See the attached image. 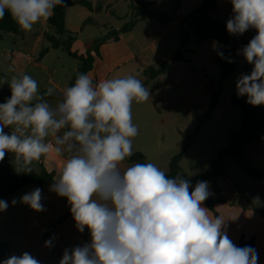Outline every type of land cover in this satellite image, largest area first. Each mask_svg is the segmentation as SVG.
Returning <instances> with one entry per match:
<instances>
[{
    "label": "clouds",
    "instance_id": "9594fccd",
    "mask_svg": "<svg viewBox=\"0 0 264 264\" xmlns=\"http://www.w3.org/2000/svg\"><path fill=\"white\" fill-rule=\"evenodd\" d=\"M230 3L228 33L256 30L238 52L253 67L237 78L236 94L254 107L264 105V0ZM62 4L64 0H0V19L7 12L27 32ZM8 84L11 96L0 103V161L6 152L14 153L16 171L30 173L33 162L54 149L64 163L50 190L67 198L77 230L83 233L87 227L90 233L91 242L64 249L59 264H258L257 250L233 243L222 231L225 219L203 206L211 195L208 181H198L190 192V180L169 178L151 162L121 170L138 135L132 103L151 96L139 78L128 75L94 85L81 73L54 107L45 99L53 90L40 95L32 76H13ZM42 200L37 187L19 202L41 212L46 210ZM8 207L0 199V212ZM0 264L41 262L24 252Z\"/></svg>",
    "mask_w": 264,
    "mask_h": 264
},
{
    "label": "rangeland",
    "instance_id": "374dc122",
    "mask_svg": "<svg viewBox=\"0 0 264 264\" xmlns=\"http://www.w3.org/2000/svg\"><path fill=\"white\" fill-rule=\"evenodd\" d=\"M108 1L112 3L122 19L110 15L107 8L111 5L105 6L104 0L99 1L105 10L97 16L98 25L87 27L83 34L77 32L74 47L78 51H84L87 48L90 51L99 49L101 54L97 57L96 64L97 68L102 67V71L100 76L98 75V80L103 75H105V80L134 75L143 82L145 79L144 70L150 67L159 68L163 61L171 60L175 55L179 47L178 29L177 31L172 29L163 37L154 32L152 34L154 43L151 42L153 39L149 42L145 41L144 29L141 27H138L132 34L123 35L120 32L121 27L130 19L128 3L126 0ZM172 2L165 0L155 9L167 11ZM81 8L86 11L84 7ZM228 19L225 20V25ZM80 24L81 15L78 12L70 11L68 29L80 27ZM235 36L233 35L229 46L238 53L241 49L239 43L242 41L249 42L254 35L244 33L238 38ZM17 40H19L17 43L24 53L39 57L42 48L38 52L32 51L34 38L28 37L24 41L17 38ZM133 40H136L140 45L137 51L133 50ZM45 45L48 46V43L46 42ZM0 47L11 49L13 44L7 40ZM221 47L222 45L215 41H198L195 36L191 35L186 43L187 51L184 54L188 62L172 64L165 74L151 82L147 87L151 96L146 102L136 103L133 101L132 107L137 106L148 111L144 115H147L152 123L154 119L153 125L156 126L154 128L152 124L141 125L137 120L134 122L137 127H140V130H138V135L133 138V147H139L143 150L139 152L146 157V163H154L166 173L170 159L180 152L187 144L188 138L194 135L199 117L206 112L211 100L207 84L210 82L216 84L220 77V70L214 64V60ZM0 57H3L4 61L1 50ZM128 60H130L129 65L122 67L120 73L111 71L118 63ZM45 64L52 68L53 78L58 82L60 81L64 87L67 77L74 73L80 62L59 49L52 51L47 56ZM1 67H5L3 62ZM129 67H134V70L127 73L126 69ZM252 67L241 54H238L237 66L223 84L213 118L206 121L198 134L192 137V142L183 155L179 172L183 178H191L206 172L214 157L227 146L231 132L240 129V109L233 105L232 99L238 97L236 94L237 78L241 73H250ZM19 76L17 74V77ZM40 77L38 89L47 91L51 88L56 91L48 81L47 71L43 72ZM0 88H2L1 85ZM238 98L247 100L246 96ZM243 154L254 166L256 165V168L264 170V141H257L248 145ZM131 165V163L124 161V165H120V167L123 170ZM226 171L227 175L218 178L216 181L223 197L230 203L238 197V202H235L237 208L240 207L239 205H247L245 204L246 198L240 193L247 191L252 193L254 199L259 203L256 205L264 210V181H253L256 185L249 184L247 181L253 178L251 179L234 159L228 161ZM209 189L211 192L209 197L215 199L211 183H209ZM215 207L217 211L223 208L220 205ZM227 207L232 208L231 205ZM234 210L237 212L238 209ZM259 218L264 221V218ZM246 220L242 222L248 224ZM226 223L230 224L229 217L225 220L224 225ZM258 254V261L261 260L263 263L264 247L262 245L258 248Z\"/></svg>",
    "mask_w": 264,
    "mask_h": 264
},
{
    "label": "trees",
    "instance_id": "16d2710c",
    "mask_svg": "<svg viewBox=\"0 0 264 264\" xmlns=\"http://www.w3.org/2000/svg\"><path fill=\"white\" fill-rule=\"evenodd\" d=\"M126 1L129 7L130 19L121 27V33L131 32L138 23L146 19H156L161 24L168 25L176 18L177 10L181 3V0H172L175 2V7L171 12L166 13L152 10L153 7L161 4L165 0ZM77 5L95 13H101L105 10L100 5V2L93 5L89 0H64V4L56 6L53 15L47 20V25L49 29L52 30V33H45L44 38L49 43V47L43 48L39 55V57L42 58L46 55L50 48H62L71 58L77 59L80 62L78 71L72 78L69 87L74 85L79 74H87L93 69L95 57L100 54L99 49L94 51L88 50L83 54L73 49L76 34L69 32L66 29L65 18L67 9ZM107 9L110 15L116 17L117 19H122L113 9L110 7ZM230 12H232V10L228 11L225 8L220 7L216 0H204L189 15L181 18L183 28L179 37V47L177 48L173 58L171 60L163 61L159 68L150 67L143 72L145 79L142 83L147 88L151 82L165 74L173 63L188 62V59L184 57V54L187 51L186 43L191 35L195 36L198 41L211 40L225 46V49H223L220 53H223L224 57L230 58L234 62L229 63L227 59H222L220 55L216 56L214 64L220 70V77L216 84L211 82L207 84V90L211 94V100L206 112L199 117L198 124L194 130V135L198 134L206 121L213 118L223 84L231 76L237 66L238 53L235 49L228 47L233 39V35L228 33L226 25L223 21L225 16H227ZM90 21L91 18L87 19L83 25L88 24ZM0 32L9 33L11 35H20L22 33L18 25L14 20H12L10 14L7 12L5 13L4 18L0 19ZM247 33H251L255 36L256 30L250 29ZM240 36L241 35L236 37L238 38ZM247 44V41H242L239 45L242 48ZM246 70L249 71L248 68H246ZM4 79H6V77L0 74V85L2 86L0 103L5 102L6 99L11 96V89L8 84L9 81H5ZM45 92L46 91H41L39 94L43 95ZM61 98V95L54 92L53 95L45 97L47 100ZM232 103L240 109V129L238 131L231 132L227 146L223 150L219 151V153L214 157L206 172L195 175L191 178H185L191 182V187L189 189L190 192L194 190L198 181H208L212 184L215 199L208 198L204 201V205L214 216H218V212L215 207L216 204L224 202L221 190L217 186L216 181L218 178L227 175L226 167L230 159H234L242 167L243 171L251 178L264 180V170L257 169L243 154L248 145L257 141H264V105L254 107L246 103V100H242L238 97H233ZM193 136L189 137L187 144L180 150V152L170 159L168 171L166 172L169 178H175L179 175L181 169L180 163L185 151L192 142ZM146 160V157L140 152H133V155L131 157H127L124 161L135 164L146 163ZM54 176V172L46 170L43 166L40 171H36L33 168V171L30 173H18L16 171L15 160L12 159L6 152L3 161H0V199L4 200L7 196L14 194L19 189L29 184H34L39 188L50 189V186L54 182ZM244 195L254 214L264 218V210L256 206L247 194L244 193ZM1 213L2 212H0V214ZM70 215L71 212H68L66 215L60 217L58 223L63 222ZM52 228L53 226L49 227L46 231V236L50 234ZM88 236L89 230L87 229L80 246L87 243ZM256 243L257 240L255 236H248L242 233L238 238L237 246H251L256 248ZM9 248L10 244L8 242H3L0 239V257L6 256Z\"/></svg>",
    "mask_w": 264,
    "mask_h": 264
},
{
    "label": "crops",
    "instance_id": "0c3cea01",
    "mask_svg": "<svg viewBox=\"0 0 264 264\" xmlns=\"http://www.w3.org/2000/svg\"><path fill=\"white\" fill-rule=\"evenodd\" d=\"M99 1L101 0H96L93 2L90 1V2L93 5H95ZM104 1L106 2L105 6L111 5L110 8L113 9L118 16H120L118 12L115 10V8L112 6V3H109L108 0H104ZM203 1L204 0H181V3L177 10L176 18L168 25H163L160 22H158L156 19H146L138 23L131 32L122 33V34L123 35L132 34L138 27H141L144 29V33H145L144 39L146 42H149L153 39L151 42L154 43L155 41L154 36H152L154 32L155 34H159L160 37H163L164 35L168 34L172 29H175L176 31L178 29L177 31L178 36L180 37V33L183 28L181 18L183 16L189 15ZM216 2L220 7L225 8L228 11L232 10V5L230 3V0H216ZM155 7L152 8L153 11L169 13L174 9L175 2L174 1L172 2L171 6L167 9V11H161L159 9H155ZM70 11L78 12L81 15L80 27L76 26L75 28L71 30L68 29V19H69ZM99 14L100 13L90 12L87 9L86 11H84L81 8V6H78V5L69 7L66 11V18H65L66 29L69 32L75 33L76 35H77V32H79L80 34H83L87 27L89 26L93 27V26L98 25L97 16ZM231 15H232V12L228 13V15L225 16V18L223 19L224 24H225V20L227 18H230ZM89 18H91V21L88 22V24L83 25L84 22ZM21 32L22 33L20 35H11L9 33L0 32V45L7 40H9L13 44V48L11 49L0 47V50L3 52V56H4V61H3V57L2 58L0 57V74L6 77V79H4L6 81H10L11 78L13 76H17V74H19L20 76H22L23 74H28L32 76L38 82V85H39V80L41 78L40 75H42L43 72L47 71L48 81L54 86L56 90L53 92L62 96V93L64 92L65 89L69 87V84L72 78L76 75L80 65L77 66L74 73H71V75L67 77L68 79L65 82V85L63 87L60 81L58 82L57 80L53 78L52 68L45 64L47 56L52 51L59 50V49L64 51L62 48H58V49L50 48L49 51L46 53V55L40 58V57H35L34 55L31 56L29 53L27 54L24 53L23 49H21L20 45L17 43L19 41L17 40V38L18 39L20 38L22 39V41H24L26 38L30 37V38H34V43L32 46L33 52L34 51L38 52V50H40L41 48L43 49V48L49 47V43L44 38L45 33H52V30H50L47 25V20L41 21L35 24L31 31L26 32V31L21 30ZM179 37H178V40H179ZM46 42L48 43V46L45 45ZM74 45H75V42L73 43V49L76 50ZM132 45L134 46V49H133L134 51H137L140 48V45L136 40L132 41ZM21 46L23 47V44ZM223 49H225V46L222 45L220 52ZM87 51H88V48L85 49L84 51H78V52L83 54V53H86ZM97 57L98 56L95 57L93 69L87 73V75H89V77L93 80L94 85L98 83L99 81L105 80V75H103L101 79L98 80V75L100 76L102 67L97 68V64H96ZM2 62L5 66L4 68L1 67ZM129 63H130V60L124 61L122 63H118L116 66H114L113 69H111V71L113 73H116V72L120 73V71H122L121 68L125 67V65H129ZM133 70H134V67L132 68L129 67L126 69V72L128 73ZM111 71H109V73H111ZM1 91H2V88H0V94H1ZM41 91L43 90L38 89V93ZM61 99H50L48 100V102L54 107L56 103ZM145 112L147 113L148 111H144L137 106L132 107L133 123L137 120L138 123L141 125H146V124L151 125L152 124V126L156 128V126L153 125L154 119H153V123L150 122L148 116L144 115ZM139 128L140 127H138V130H140ZM10 131H11L10 128H5V132L10 133ZM132 151L139 152L143 150L140 149L139 147H132ZM7 153L11 156L12 159L15 160L14 153H11V152H7ZM63 163H64V158L58 155L53 149L48 154L42 156L39 161H34L33 168L36 171H40L41 167L43 166L46 170L50 172H54L56 176L57 173H59V171L61 170ZM123 165H124V161L121 163V166ZM253 181L263 182L264 180L252 179V180H248L247 182L249 184L256 185L255 182ZM35 188L37 187L34 184L26 185L23 188L19 189L14 194H11L4 199L5 201L8 202L9 207L7 208L6 211H3L0 214V239L3 242H8L10 244V248L6 256L0 257V261H3L4 259L10 257L11 255L19 256L24 252H29L32 256L37 258L41 262V264H59V261L62 258L64 249L66 248L71 249L77 245H80L83 241V236L85 234V231L87 230V227L85 228V231L83 233H80L75 226V221L73 220L72 214L67 219H65L63 222L58 223V220L60 217L70 212V205L68 204L67 198L59 197L55 192L51 191L49 188H41L42 195H43L42 202L46 209L45 211L36 212L32 210L28 205L19 202L20 198L24 194L34 190ZM242 192L244 191L240 192L244 197H245L244 193L245 194L248 193L247 195L252 200H254L253 202L255 204H259L254 199V196L252 195V193L247 192V191H245L244 193ZM13 199H16L18 201L15 205L12 204ZM235 202H238V197L235 198L232 203L228 202L224 198L223 203L216 204V205H220L223 207L217 211L218 216L223 217L225 220L227 219V217H229L230 224L226 223L223 226L222 231H225L228 237L236 245L238 243V238L242 233L248 236H255L257 240L255 249L258 252V248L260 245L264 247V221L260 220L259 216L254 214V212L251 210V206L248 201H246L245 203L247 204L245 205L246 207L243 205H239L240 207H237V208L235 206L236 204ZM229 205H231L232 208H228L227 206ZM203 206L205 207L204 204ZM234 209H238L239 211L237 210L236 212ZM223 211H225L226 213ZM210 215H212L211 212H210ZM245 220L248 221V224L242 222ZM51 226H53V228L50 234L46 236V231ZM53 236H55L56 239L52 242V246L46 247L45 241L49 240ZM90 242H91V237L89 233L87 243H90ZM258 264H264V262L262 263V261L260 260L258 261Z\"/></svg>",
    "mask_w": 264,
    "mask_h": 264
}]
</instances>
